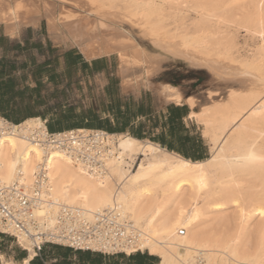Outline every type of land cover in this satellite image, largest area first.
I'll list each match as a JSON object with an SVG mask.
<instances>
[{"label":"bare ground","instance_id":"1","mask_svg":"<svg viewBox=\"0 0 264 264\" xmlns=\"http://www.w3.org/2000/svg\"><path fill=\"white\" fill-rule=\"evenodd\" d=\"M42 18L54 42L76 47L85 59L115 55L124 86L150 85L146 76L155 66L126 25L162 53L205 67L224 84L225 96L207 90L208 101L198 104L173 84L158 85L166 103L189 107L186 119L208 142L205 159L98 129L95 141L107 150L102 168L92 170L77 155L33 143L28 134L46 129L33 118L0 142V182L32 187L43 165L47 181L33 212L44 229L65 218L121 223L132 240L114 249L147 251L159 264H264V0H0V25L9 35ZM240 29L254 40L245 55L236 43ZM133 66L146 76H126ZM15 239L25 258L17 263L0 253V260L28 264L35 255L30 241ZM89 246L113 249L103 241Z\"/></svg>","mask_w":264,"mask_h":264},{"label":"crops","instance_id":"2","mask_svg":"<svg viewBox=\"0 0 264 264\" xmlns=\"http://www.w3.org/2000/svg\"><path fill=\"white\" fill-rule=\"evenodd\" d=\"M23 34L21 29L15 35L5 33L3 27L0 29V116L13 123L39 118L47 128L48 122L61 117L68 107L73 108L71 114L75 109L71 105H63L59 99L64 85L67 87L72 82L73 76L68 78L67 73L71 72L76 82L79 69L97 71L92 68V61L100 57L90 60L83 58L88 62V67L82 66L75 59L78 52L74 48H66L61 55H56V49L49 41L43 42L40 38L31 41ZM58 56L62 57L60 62H57ZM103 116L111 117L109 113ZM126 133L130 134L128 130ZM137 252H146L148 256L129 257ZM26 254L27 251L23 250L17 255L4 256L19 263ZM28 264H159V257L147 251L103 254L48 244Z\"/></svg>","mask_w":264,"mask_h":264},{"label":"rangeland","instance_id":"3","mask_svg":"<svg viewBox=\"0 0 264 264\" xmlns=\"http://www.w3.org/2000/svg\"><path fill=\"white\" fill-rule=\"evenodd\" d=\"M63 3H65L64 5H69V2ZM60 11L61 6H58L57 13H60ZM85 13L89 14L90 16L95 15V12ZM30 27L33 26H23L18 30L21 29V31H23L24 33L23 37H29L31 38V41H34V39L37 38H40L43 42L49 41L51 45L55 47L56 55H61V53L66 48L70 47L74 48L78 52L77 48L74 46L54 42L55 40L53 36H51L48 32L45 18H42L40 23L35 26L37 27L36 29ZM0 29H2V26ZM124 29L130 32L131 36L142 48L145 56H147L149 60L151 59V61H153L155 65L147 76L143 74L144 70L138 66H133L132 68L127 70L125 75H128L132 78L138 77L140 80L144 76H146L149 80L150 85L144 86L143 84H139L137 88L135 86L133 87L132 85V87H129V85H125V87L123 85V77L117 73L120 64L118 63V59L116 58V56L111 55L100 57L99 62L97 63L98 70L95 72H88L85 69H79V77L76 82H74V75L71 72L67 73L68 78L69 76H73L72 82L67 87H65L64 85V88L59 95V99L63 105H71L75 108L73 111V115H76L82 109H87L91 106L97 107L99 113L103 112L108 101V95L105 92V86L107 85V83L111 84L112 95L120 97L123 101L127 100L129 97L133 99H139L140 97L148 93L152 101L156 104L157 109H163L166 105L170 104L164 101L162 95H160L158 91V85L164 82L175 85L182 91L185 96L192 95L196 97L197 99H199L198 104H202L208 101L206 97L207 90L219 89V95H217L215 98H222L225 96L226 88L224 87V84H221L216 79L214 80L210 71L205 67L194 65L192 66L182 59L174 58L165 53H162L152 44V42H150L151 39L144 37L141 33L135 30H131L126 25H124ZM16 32H14L13 35H15ZM249 34L250 33H247V31L244 29H240L237 33V47L239 48L240 53L243 55H245L246 52H249V48L253 47L254 40L252 35ZM25 57L26 59L29 58L28 56ZM82 58L84 57L82 56ZM40 59L41 58H39V60ZM57 59V62H60L62 60V57L58 56ZM188 108L189 107L187 106V109ZM102 115H104V113H102ZM186 118L187 117H185L183 120L184 123L187 126L191 127L195 133L201 135V127L193 119ZM60 130V127H55L53 128V130L49 131ZM202 139L207 147V154L209 156L208 142L205 138L202 137ZM0 250L4 254L17 255V253L22 252L24 249L17 243L15 238L0 233ZM0 264H3L1 260Z\"/></svg>","mask_w":264,"mask_h":264},{"label":"built area","instance_id":"4","mask_svg":"<svg viewBox=\"0 0 264 264\" xmlns=\"http://www.w3.org/2000/svg\"><path fill=\"white\" fill-rule=\"evenodd\" d=\"M20 123H13L0 116V142ZM46 127V126H45ZM77 129L49 131L44 133L31 132L28 137L33 143H38L45 151L63 150L77 155L92 169L100 170L103 166L101 155L107 146L96 143L98 129L95 133H76ZM70 133V134H69ZM105 134V132H104ZM18 175H20L18 173ZM47 181L43 165L35 173L32 187H25L18 180L11 183L0 182V233L13 238L19 236L30 241L35 255L45 245L56 244L67 246L73 250H89L103 254L124 253L114 249L119 241L130 242L131 236H124V224L97 222L96 225L75 224L71 220L61 219L54 229H44L34 216V208L41 201V190ZM67 216V215H66ZM68 217V216H67ZM91 241H103L113 245V249H94ZM109 241V242H108Z\"/></svg>","mask_w":264,"mask_h":264},{"label":"trees","instance_id":"5","mask_svg":"<svg viewBox=\"0 0 264 264\" xmlns=\"http://www.w3.org/2000/svg\"><path fill=\"white\" fill-rule=\"evenodd\" d=\"M26 46L25 44L24 47ZM75 57L82 66L88 67V62L80 54L77 53ZM98 62L99 59L92 61L93 69L98 70ZM105 92L108 101L103 112L99 113L97 107L91 106L73 115L70 113L73 108L68 107L61 117L48 122V129L87 128L101 129L109 133L128 130L130 135L136 138L149 139L193 161L207 158V147L201 135L195 133L183 121L188 113L186 105L168 104L163 109H157L148 93L139 99L129 97L123 101L120 97L112 95L111 84L105 86ZM102 113H109L111 117L103 116ZM139 255L148 256L146 252H137L129 257Z\"/></svg>","mask_w":264,"mask_h":264},{"label":"snow or ice","instance_id":"6","mask_svg":"<svg viewBox=\"0 0 264 264\" xmlns=\"http://www.w3.org/2000/svg\"><path fill=\"white\" fill-rule=\"evenodd\" d=\"M248 159H255V158L250 156V157H248Z\"/></svg>","mask_w":264,"mask_h":264}]
</instances>
